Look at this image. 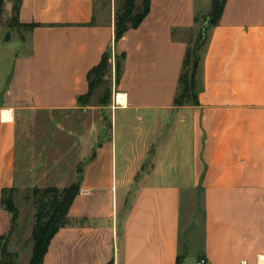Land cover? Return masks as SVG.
<instances>
[{"label":"crops","instance_id":"1","mask_svg":"<svg viewBox=\"0 0 264 264\" xmlns=\"http://www.w3.org/2000/svg\"><path fill=\"white\" fill-rule=\"evenodd\" d=\"M213 1L150 0L116 41L114 0H18L7 27L19 44L0 42V237L12 221L2 189L35 187L20 115L84 109L87 73L112 51L124 58L107 123L77 134L79 193L43 264H264V0H225L199 51L197 102L174 105Z\"/></svg>","mask_w":264,"mask_h":264},{"label":"rangeland","instance_id":"2","mask_svg":"<svg viewBox=\"0 0 264 264\" xmlns=\"http://www.w3.org/2000/svg\"><path fill=\"white\" fill-rule=\"evenodd\" d=\"M14 1L16 2L17 0ZM114 1L117 13L125 0ZM134 3L139 5L140 0H135ZM196 5L200 7L199 2ZM12 17L11 19L10 17L7 18L0 13V42L2 43L3 37L9 34L11 38L7 46L19 44V36L16 30L7 27L15 24ZM206 17L202 18L203 21H205ZM196 43L197 37L190 44L191 50ZM118 61H120V54L114 56L111 51L109 59L110 70L103 77V83L96 86L87 99H81L79 105L85 107L84 109L74 112L36 111L20 115L18 135L21 139L20 150L25 153V156L22 153L21 161L22 165L34 171L33 179H25L24 183L26 185L33 184V186L37 187L58 186L62 188L69 186L70 182L78 179V172H80L82 165L80 162V148H83L82 146L84 145L82 142H78L77 134L82 129H88L94 123L100 122L101 125H106L108 113L111 110L108 106L112 105L114 85L117 78L115 65ZM186 72L190 76L191 71L189 68L186 69ZM190 93L191 101L194 96V90H190ZM90 140V137L86 136L84 144L87 145ZM185 196L186 193H184V200ZM12 199L17 209V228H14L7 242L9 243L11 238L17 239L16 244L22 248L26 236L25 230H29L34 222V208L30 197V189H15L12 193ZM30 220L31 225L29 226ZM31 252L29 248L23 249L18 258V264H29Z\"/></svg>","mask_w":264,"mask_h":264},{"label":"trees","instance_id":"3","mask_svg":"<svg viewBox=\"0 0 264 264\" xmlns=\"http://www.w3.org/2000/svg\"><path fill=\"white\" fill-rule=\"evenodd\" d=\"M135 0H125L123 6L116 13L115 20V40L118 41L123 34L130 28L137 27L144 17L148 14L150 8V0H140V4L136 5ZM217 0L213 1L215 5ZM12 7L13 20L16 23V16L18 11V0ZM225 0H222L218 9L212 15L210 25L206 28V32L202 31V24H200L199 33L197 35V43L191 50L190 45L187 46L184 58L182 61V69L178 79V91L174 98V105H193L197 102L198 83L196 79V73L199 64V51L206 40V34L209 27L217 24L222 12L223 4ZM206 20V19H205ZM17 24V23H16ZM28 26H34L28 25ZM124 54H120V61L116 62L117 78L118 81L122 73V61ZM110 52L103 53L100 61L93 66L87 73L88 90L85 94L78 97V103L81 99L89 96L93 89L103 83V77L110 70ZM191 71L188 76L186 69ZM190 90H194V96L190 101ZM85 99V100H86ZM109 103V102H108ZM79 179H76L67 187L59 188L57 186L46 187H33L30 189V197L32 198L34 208V222L31 232L32 240V252L29 264H43V258L47 252L48 246L52 237L62 227L68 224V210L75 198L79 193ZM15 189L5 188L1 192V204L3 207L11 213L12 221L9 230V235L0 237V264H15L16 254H12L7 250V241L10 234L16 227L17 209L12 199V193ZM179 262V257H178Z\"/></svg>","mask_w":264,"mask_h":264},{"label":"water","instance_id":"4","mask_svg":"<svg viewBox=\"0 0 264 264\" xmlns=\"http://www.w3.org/2000/svg\"><path fill=\"white\" fill-rule=\"evenodd\" d=\"M222 0H217L215 5L212 7L211 11L208 13L206 20L202 24V31L203 33L206 32V28L210 25L211 20H212V15L214 12L218 9L219 5L221 4ZM1 4L2 0H0V13H1Z\"/></svg>","mask_w":264,"mask_h":264},{"label":"built area","instance_id":"5","mask_svg":"<svg viewBox=\"0 0 264 264\" xmlns=\"http://www.w3.org/2000/svg\"><path fill=\"white\" fill-rule=\"evenodd\" d=\"M86 192V191H84ZM196 264H205V260L204 259H200Z\"/></svg>","mask_w":264,"mask_h":264}]
</instances>
